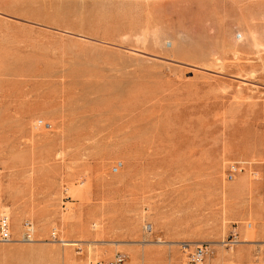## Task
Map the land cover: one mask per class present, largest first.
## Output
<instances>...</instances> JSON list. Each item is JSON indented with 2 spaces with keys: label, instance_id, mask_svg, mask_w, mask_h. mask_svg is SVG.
Wrapping results in <instances>:
<instances>
[{
  "label": "rangeland",
  "instance_id": "rangeland-1",
  "mask_svg": "<svg viewBox=\"0 0 264 264\" xmlns=\"http://www.w3.org/2000/svg\"><path fill=\"white\" fill-rule=\"evenodd\" d=\"M3 215L0 264H264V0H0Z\"/></svg>",
  "mask_w": 264,
  "mask_h": 264
},
{
  "label": "built area",
  "instance_id": "built-area-1",
  "mask_svg": "<svg viewBox=\"0 0 264 264\" xmlns=\"http://www.w3.org/2000/svg\"><path fill=\"white\" fill-rule=\"evenodd\" d=\"M244 169L243 163H230L226 169V172L231 176L240 173ZM27 227H33L31 224H27ZM32 234L29 230L26 231L27 237ZM53 235L56 237L57 230L53 231ZM0 238L3 241L12 240V229L10 224V219L7 215H3L0 218ZM184 259L182 264H208V261L213 256L212 246L208 243L201 242L197 244H192L190 242H183L181 245ZM91 264H128V260L125 254L116 253L113 257L107 260H96Z\"/></svg>",
  "mask_w": 264,
  "mask_h": 264
},
{
  "label": "bare ground",
  "instance_id": "bare-ground-1",
  "mask_svg": "<svg viewBox=\"0 0 264 264\" xmlns=\"http://www.w3.org/2000/svg\"><path fill=\"white\" fill-rule=\"evenodd\" d=\"M254 40V39H253ZM32 239V238H31ZM27 240H29L30 241V239H27ZM190 243H192V242H190ZM192 244H197V243H192Z\"/></svg>",
  "mask_w": 264,
  "mask_h": 264
}]
</instances>
